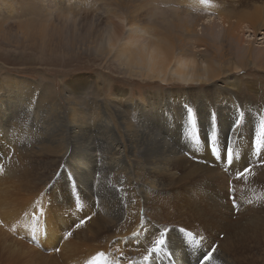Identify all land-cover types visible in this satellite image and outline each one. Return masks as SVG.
I'll return each mask as SVG.
<instances>
[{
    "label": "bare ground",
    "instance_id": "6f19581e",
    "mask_svg": "<svg viewBox=\"0 0 264 264\" xmlns=\"http://www.w3.org/2000/svg\"><path fill=\"white\" fill-rule=\"evenodd\" d=\"M178 1L189 3L191 0ZM208 3L209 9L217 6L212 0ZM258 7L243 11L241 21L236 25L229 9L218 11L224 29L227 27L222 41L229 46L223 44L219 56L202 38L197 40V46L206 48L198 53L186 43H179L172 31L164 27L151 32L159 42L156 44L149 29L134 31L137 33L133 34L131 44H125L120 53L122 67L131 74L138 71L140 76L117 78L114 83L143 78V86L157 85L159 90L146 94L142 100H136L128 90L113 85H108L112 97L107 98L100 86L92 84L83 100H77L82 93V83L72 88L64 84L62 91L56 87L57 83H47L43 92L36 90L38 87L30 82L23 97L18 89H14L24 84L22 80L14 76L9 82L2 80L0 135L4 141L0 140V149L6 151V144L10 143L6 138L8 129L26 156L33 158L29 154L41 145L38 154L44 150L56 152L67 164L60 170L64 185L51 188L56 206L50 205L51 211L46 209L47 217H53L50 216L52 213L58 216L60 212L79 209L82 202L77 196L84 202L94 203L95 212L89 216V221L97 226V230L87 239L99 241L92 244L99 248L76 257L75 262L195 264L196 259L198 264H241V260L245 264L264 262V133L261 127L264 124V100L257 101L251 95H245L251 92L256 99L261 97L253 80L244 82L239 76H226L251 59L250 48L242 53L241 50L234 52L231 45L236 38L235 30L245 24L254 34L264 32V12ZM231 22L233 26H230ZM117 26H107L103 32L101 48L105 52L115 50L120 41L118 28L121 27ZM161 31L168 32L159 33ZM210 33L211 37L219 36L213 27L207 32L208 39ZM211 43H214L212 38ZM233 54L239 59L235 66ZM66 89L69 90L64 92ZM13 94L23 99L22 102L12 104L9 97ZM52 94L55 95L50 96ZM189 108L192 110L191 128ZM238 118L239 131H233L231 138V142H235L233 173L228 175L225 173L224 145ZM209 133L214 137L212 145H219L222 155L203 154L208 147ZM56 139L65 143L64 152L58 150L60 144ZM47 140L56 143L55 149L44 144ZM170 141L177 151L186 153V159L179 158L181 154H172ZM68 144L72 148L71 154L77 158L69 156L66 159ZM195 145L196 155H193L190 149ZM255 160L262 162L260 170L250 167ZM73 161L76 167H73ZM8 168L15 172L19 170L14 164ZM244 168H251V171L239 175ZM214 170L217 176L234 181L236 206L232 199L231 203L225 201L230 196L221 190L212 187L202 191L193 185L192 177L197 171H206L209 178ZM234 174L240 179H233ZM190 181L192 186H189ZM73 183L77 184L73 187L75 190ZM185 187L191 189L186 195L183 194ZM193 189L198 193L211 191L206 198L200 196L207 202L206 206L192 198ZM235 210L239 216L235 221L221 215L225 212L234 214ZM191 212L193 215L189 217ZM35 223L32 221L33 225ZM48 224L49 219L42 215L40 231ZM102 227L108 231L106 236L100 235ZM197 232L204 233L201 240ZM208 235L211 239L207 241ZM157 239H163L164 243L156 245ZM187 243L201 245L200 255L196 248L186 251ZM75 251L80 253L78 249ZM209 253L211 259L205 260Z\"/></svg>",
    "mask_w": 264,
    "mask_h": 264
},
{
    "label": "rangeland",
    "instance_id": "374dc122",
    "mask_svg": "<svg viewBox=\"0 0 264 264\" xmlns=\"http://www.w3.org/2000/svg\"><path fill=\"white\" fill-rule=\"evenodd\" d=\"M212 1L217 4L215 7H210L213 9H209L208 0H191L189 3L178 0H0V83L5 79L9 82L13 76L22 80L24 84L14 89H18L23 97L30 82L38 87L36 90L42 89L43 92L44 84L47 83L49 85L57 83L56 87L61 91L64 84L72 88L82 83L80 89L82 93L77 100H83L85 93L90 91L91 84L100 86L104 96L111 98L112 94L108 85H113L128 90L136 100H142L146 94L159 90L156 84V86H143V78L131 79L126 83L121 81L114 83L117 78L140 76L138 71L136 74H131L122 67L120 53L125 44H131L133 34L137 33L134 31L149 29L151 33L164 27L172 31L179 43H186L187 47L195 48L194 51L198 53L204 52L206 48L204 45L197 46V40L202 38L213 46L211 48L219 56L223 49L222 45H227L222 41L227 27L226 29H224L225 26L223 27L219 10L229 9L231 15H234L232 19L234 25L241 21L243 11L259 6L258 9L264 12V0ZM28 22L32 24H27ZM111 25L121 27L118 28L120 41L115 50L105 52L101 48V39L106 27ZM230 26H233L232 22ZM211 27L217 30L219 36L211 37L210 33L208 39L207 32ZM237 30H235L234 45L231 46L234 47V52L241 50V53L244 49L250 48L251 59L242 66L243 68L230 69L234 74L230 73L226 76L236 75L244 82L253 80V83L257 84L261 97L256 99L251 92L245 95H251L254 100L262 101L264 100V59L262 58L264 32L258 31L254 34L245 27V24ZM154 36L151 33L155 44L159 43ZM41 37L45 39H40ZM211 38L214 39L213 44ZM227 47L229 48L228 45ZM208 54L212 55V53ZM235 55L231 56L234 66L238 65L239 60ZM255 55L260 59H256ZM67 90L69 89L64 92ZM18 97L14 94L10 96L11 103L22 102L23 99ZM6 138L10 145L5 143L6 151L0 149V264H78L79 262H75L76 257H81L87 252L92 253L99 248L92 245L99 241L87 239L88 235L97 230V226L89 221V216L95 212L93 201L84 202L77 196L82 202L79 209H69L64 213L60 212L58 216L52 213L50 216L53 217H47L46 209L52 210L50 205L56 206L51 188L64 185L60 170L67 164H64L63 159L56 152L44 150L38 154L37 150L41 145H37L32 154H29L33 158L26 156L8 129ZM0 140L4 141L1 135ZM56 140L60 144L58 150L64 152L65 143ZM44 144L53 146L52 149H55L56 143L50 140ZM169 147L172 154H181L179 158L186 159V153L177 151L172 142ZM229 147L231 151L226 158L225 173L232 175L235 142L230 141ZM195 148L196 145L190 149L193 155H196ZM206 148L203 153L205 156L215 153L222 155V149L217 144L212 145L211 151L208 147ZM67 153L66 159L69 156L77 158L76 155L71 154L70 144H68ZM258 156L259 153L255 155V157ZM74 161L73 167H76ZM11 164L19 166V170L15 172L8 168ZM250 167L261 169L262 162L255 160ZM206 175V171H197L192 177L193 185L198 186L202 191L212 187L221 190L223 194L230 196L225 201L231 203L235 198L233 194H237V190L234 189L235 184L233 185L234 181L228 177L217 176L215 170L210 173L209 178ZM234 176L233 179L239 178L238 174ZM189 186H192L191 181ZM73 187H77V184L73 183ZM189 189L190 187L183 188V194L190 193L191 189ZM195 191L193 189L192 198L206 206L207 202L200 199V196L206 198L211 191L207 190L206 193L200 191L201 195ZM233 203L234 206L237 205L236 200ZM57 208L60 209L59 205ZM42 215L49 219L50 224L40 231ZM191 215L193 212L189 217ZM221 215L229 221H235L239 217L236 210L234 214L225 212ZM34 220L36 223L33 225ZM82 220L84 223H80ZM195 225L199 227L200 223ZM100 231L101 236L108 234L105 227H102ZM196 234L199 235V240L204 236L203 232ZM210 239L211 235H208L207 241ZM195 248L200 255V251L203 250L201 245L194 243L185 245L186 251ZM76 249L80 253L76 252ZM101 257L102 255L99 256L98 261ZM197 260L195 264H198ZM243 261L241 260L240 263L245 264ZM257 264H264V262L258 261Z\"/></svg>",
    "mask_w": 264,
    "mask_h": 264
},
{
    "label": "snow or ice",
    "instance_id": "6c2138e0",
    "mask_svg": "<svg viewBox=\"0 0 264 264\" xmlns=\"http://www.w3.org/2000/svg\"><path fill=\"white\" fill-rule=\"evenodd\" d=\"M187 112H188V115H189V126L191 128V115H192V110L189 108L187 109ZM214 113L212 114V117H214ZM238 117H239V113H237ZM239 126H240V120L239 118L237 120L234 121L233 123V127H232V131L229 133L228 137H227V141L225 143V146H224V151H225V158H227V155L228 153L231 151L230 147H229V143L231 141V138H232V132L233 131H239ZM262 133H264V124H262ZM189 136L191 137L192 136V133L191 131L189 132ZM194 139V137H193ZM214 137L211 133H209V136H208V140H207V146L209 148V151L212 150V141H213ZM251 171V168H244L242 172H240L239 175L243 176L245 173H248ZM90 219V217H89ZM80 223H84V221L82 220ZM79 226V225H77ZM68 235L70 236L71 233L69 232ZM156 245H160V244H163L164 243V240L163 239H157L155 241ZM145 259H147V257H145ZM205 260H209L211 259V253L207 254L205 257H204Z\"/></svg>",
    "mask_w": 264,
    "mask_h": 264
}]
</instances>
